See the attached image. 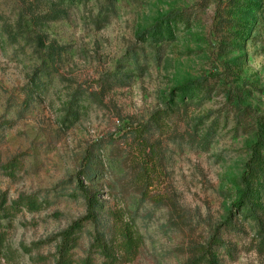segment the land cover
<instances>
[{
  "label": "rangeland",
  "instance_id": "obj_1",
  "mask_svg": "<svg viewBox=\"0 0 264 264\" xmlns=\"http://www.w3.org/2000/svg\"><path fill=\"white\" fill-rule=\"evenodd\" d=\"M191 80L204 90L176 91ZM182 101L169 138H158L166 178L154 192L171 200L131 199L144 246L123 264H191L225 222L256 139L237 114L264 126V0H0V195L48 203L1 222L0 264H54L58 234L85 214L82 197L69 193L86 150L101 140L109 149V135ZM208 130L211 142L197 149ZM182 133L193 145L178 140ZM13 159L18 169L8 174ZM107 178L85 183L100 189V231L115 209ZM237 225L241 233L224 235L234 259L216 257L264 264L251 240L256 225ZM94 230L84 223L72 257L88 253Z\"/></svg>",
  "mask_w": 264,
  "mask_h": 264
},
{
  "label": "trees",
  "instance_id": "obj_2",
  "mask_svg": "<svg viewBox=\"0 0 264 264\" xmlns=\"http://www.w3.org/2000/svg\"><path fill=\"white\" fill-rule=\"evenodd\" d=\"M187 87L204 90L202 81L191 80L176 88V91L184 92ZM186 105L187 103L183 101L171 102L169 106L154 111L147 122L126 125L118 137L109 135L107 137L109 149L104 148L105 144H102L101 140L86 150L74 176V190L69 193L73 198L82 197L86 206L85 214L58 234L57 257L54 264H94L92 254H97L102 259L101 264H123L132 262L138 256L144 246V238L137 224L138 213L131 211L128 204L132 198H137L139 204L150 203L156 206L160 203L164 205L166 201L170 202V198L161 197L159 193L154 192L156 185L166 178L165 154L158 138L166 136L169 138L167 132L170 120L182 115L183 107ZM250 115L241 112L236 117L239 125L249 132L253 130L256 136L249 149L247 168L239 180L240 190L230 206L225 222L219 225L217 234H213L205 245L195 248L191 264H221V260L216 257V253L220 251L228 259L233 260L235 245L227 241L224 235L241 233L242 230L237 223H247L248 220H252L257 227V233L251 240L257 242L259 252H264V126L259 127V124L255 125L253 121L246 124V118ZM171 139H174V136ZM178 140L185 144L189 141L191 146L195 137L190 134L187 137L182 133L178 135ZM211 140L212 133L208 130L194 146L205 150ZM8 164L4 167L8 174H13L19 163L13 159ZM103 176L108 177L104 181V186L115 201V209L108 210L106 221L100 225L104 230L100 231L97 229L100 224L97 210L101 205L100 189L86 186L85 183L98 182ZM47 204L46 199H39L34 194L20 195L10 201L4 195H0V252L6 239L3 230L5 226L1 222L20 209L37 212ZM85 222L91 223L95 230L91 234L88 253L75 259L72 257V251L79 245L77 235L84 228Z\"/></svg>",
  "mask_w": 264,
  "mask_h": 264
}]
</instances>
